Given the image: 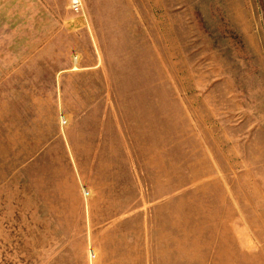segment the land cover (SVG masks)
Listing matches in <instances>:
<instances>
[{
  "label": "rangeland",
  "instance_id": "374dc122",
  "mask_svg": "<svg viewBox=\"0 0 264 264\" xmlns=\"http://www.w3.org/2000/svg\"><path fill=\"white\" fill-rule=\"evenodd\" d=\"M0 0V264H264V0Z\"/></svg>",
  "mask_w": 264,
  "mask_h": 264
},
{
  "label": "built area",
  "instance_id": "2783aa9c",
  "mask_svg": "<svg viewBox=\"0 0 264 264\" xmlns=\"http://www.w3.org/2000/svg\"><path fill=\"white\" fill-rule=\"evenodd\" d=\"M70 5L73 9L78 10L80 6V1L79 0H70Z\"/></svg>",
  "mask_w": 264,
  "mask_h": 264
}]
</instances>
